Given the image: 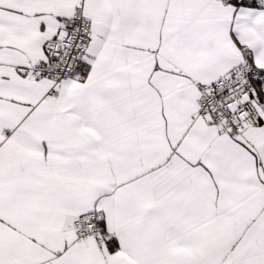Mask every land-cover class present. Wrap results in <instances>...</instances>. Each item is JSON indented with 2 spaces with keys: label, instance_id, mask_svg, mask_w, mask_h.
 <instances>
[{
  "label": "snow or ice",
  "instance_id": "1",
  "mask_svg": "<svg viewBox=\"0 0 264 264\" xmlns=\"http://www.w3.org/2000/svg\"><path fill=\"white\" fill-rule=\"evenodd\" d=\"M0 264H264V0H0Z\"/></svg>",
  "mask_w": 264,
  "mask_h": 264
}]
</instances>
